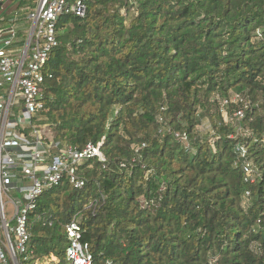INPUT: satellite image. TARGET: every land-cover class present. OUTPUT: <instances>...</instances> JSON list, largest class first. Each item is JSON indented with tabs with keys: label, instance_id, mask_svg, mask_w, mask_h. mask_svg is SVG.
<instances>
[{
	"label": "trees",
	"instance_id": "obj_1",
	"mask_svg": "<svg viewBox=\"0 0 264 264\" xmlns=\"http://www.w3.org/2000/svg\"><path fill=\"white\" fill-rule=\"evenodd\" d=\"M83 1L85 18L60 19L37 124L78 149L103 141L106 162L40 198L21 264H68L76 216L93 264H264V0ZM233 93L226 122L213 100Z\"/></svg>",
	"mask_w": 264,
	"mask_h": 264
},
{
	"label": "built area",
	"instance_id": "obj_2",
	"mask_svg": "<svg viewBox=\"0 0 264 264\" xmlns=\"http://www.w3.org/2000/svg\"><path fill=\"white\" fill-rule=\"evenodd\" d=\"M20 1L0 0V22L6 23L11 17L7 26L0 27V264H21L33 254L29 249L30 216L47 191L64 183L83 190L87 186L81 174L83 166L92 160L106 162L103 141L78 149L55 140L46 127L37 124L44 111V85L53 77L48 62L61 44L60 19L67 15L85 18L86 3L38 0L35 8L18 9L11 15ZM2 9L5 10L1 12ZM23 30L27 32L26 39ZM213 101L219 104L227 122V107L243 103L244 98L233 93ZM234 118L242 120L244 110L236 111ZM178 137L187 140L186 134ZM237 151L244 182L255 184L260 174L248 158V148L241 145ZM65 233L69 240L68 264H93L91 246L83 242L77 216L66 225ZM53 261L59 263L56 258Z\"/></svg>",
	"mask_w": 264,
	"mask_h": 264
},
{
	"label": "rangeland",
	"instance_id": "obj_3",
	"mask_svg": "<svg viewBox=\"0 0 264 264\" xmlns=\"http://www.w3.org/2000/svg\"><path fill=\"white\" fill-rule=\"evenodd\" d=\"M38 3V0H34V4H37ZM7 4V3H6ZM13 3H11L10 5L7 6V8L9 6H11ZM6 6V5H5ZM6 8V7H5ZM5 9H2L1 12H3ZM15 11H18V9L15 7H13L12 9V12H11V15L14 14ZM2 25H5L4 23ZM23 32V39H26L27 38V32L26 31H22ZM216 108H213L212 109V113H216ZM198 130L202 133H204L205 135L208 134V132L210 131V124L208 123V120L207 119H203V124H201L199 127H198ZM209 130V131H208ZM9 210V209H8Z\"/></svg>",
	"mask_w": 264,
	"mask_h": 264
}]
</instances>
